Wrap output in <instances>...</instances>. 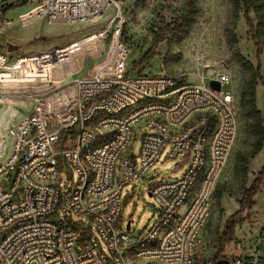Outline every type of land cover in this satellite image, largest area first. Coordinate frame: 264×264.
I'll return each instance as SVG.
<instances>
[{
	"label": "built area",
	"instance_id": "2783aa9c",
	"mask_svg": "<svg viewBox=\"0 0 264 264\" xmlns=\"http://www.w3.org/2000/svg\"><path fill=\"white\" fill-rule=\"evenodd\" d=\"M128 1L148 6L152 0H42L22 20L89 22L111 8L112 18L94 37L105 45L116 29L104 66L38 94L33 112L16 127L12 155L0 164V264H246L239 256L196 261L238 140L232 80L216 72L196 83L128 76V50L118 41ZM60 49L35 56L39 73L72 61L73 48L64 55ZM8 63L0 53V72ZM163 153L183 159L185 172L153 185L158 217L149 230L132 232L130 223L122 230L124 188Z\"/></svg>",
	"mask_w": 264,
	"mask_h": 264
},
{
	"label": "rangeland",
	"instance_id": "374dc122",
	"mask_svg": "<svg viewBox=\"0 0 264 264\" xmlns=\"http://www.w3.org/2000/svg\"><path fill=\"white\" fill-rule=\"evenodd\" d=\"M41 1L0 0V53L7 55L8 66L21 59L28 67L36 65L32 60L39 53L61 45L57 48L63 50L60 55L65 54L67 47L73 48L78 55V64L73 66L72 72L68 68L72 61L54 66L61 68L58 69L59 73L62 70L61 77L56 81L40 82L38 76L30 81V77L19 69H13L10 73L6 70L8 75L6 71L0 72V101L13 96V99L19 100L38 96L24 89L28 84L41 89L50 82L52 88L43 89V93H48L69 81L89 78L106 64L114 46L116 27L111 29L112 34L105 45L94 37L112 18L114 11L111 8L89 22L49 24L43 18H36L27 24L21 19L19 24V14L31 15ZM195 7L197 13L191 16L189 0H152L148 6L135 1L125 3L121 10L123 23L118 38L128 50L123 69L128 76L165 75L190 83H196L213 72L225 73L231 78L235 100L239 101L251 74L240 67L238 59L247 63L252 73L264 79V31L259 37L258 49L248 34L241 7L234 11L229 0H195ZM249 18L256 25L252 12H249ZM73 38L76 42L63 47ZM258 50L260 54H257ZM145 57L146 61L138 65ZM255 93L256 109L262 113L264 88L259 80ZM19 104L25 107H11L9 103L0 102V164L12 155L16 127L33 112L35 101ZM145 131L136 134L132 152L136 160L139 140ZM248 150L244 121L239 117L238 140L218 184L220 196L215 194L213 197L210 219L202 230L196 261L239 256L245 259L246 264H264V180L253 205L241 212L239 210L243 190L252 184L264 165L263 152H260L249 161L244 179L237 178L234 173L235 157L239 152ZM187 165L183 159L165 158L163 153L141 179L126 186L122 193L121 229L125 231L130 223L132 232L149 230L158 217L154 199L149 196L150 190L154 184L179 179ZM231 221L235 222L232 241L225 243L222 233H225V226Z\"/></svg>",
	"mask_w": 264,
	"mask_h": 264
},
{
	"label": "trees",
	"instance_id": "16d2710c",
	"mask_svg": "<svg viewBox=\"0 0 264 264\" xmlns=\"http://www.w3.org/2000/svg\"><path fill=\"white\" fill-rule=\"evenodd\" d=\"M229 2L233 6L234 11H238L240 7L242 8L243 19L248 28V34L251 36L254 46L259 49V37L264 31V0H229ZM249 12L253 13L256 25H253L252 20L249 18ZM189 13L191 16L197 13L195 0H189ZM257 54H260V50L257 51ZM145 61L146 57L141 59L138 65H142ZM237 63L251 74L249 80L244 84L238 101V114L244 121V132L249 146L248 151L239 152L235 157L234 173L237 178L242 180L246 176L249 161L260 152H263L264 156V111L261 113L256 109L255 93L257 80H259L261 86L264 88V79L252 73L251 67L243 60L238 59ZM263 180L264 165L252 184L243 190L239 200L240 212L253 205L254 198L259 192ZM217 188L214 195L220 196V191ZM233 225H235L234 221L226 224L225 233H222L223 242L232 241Z\"/></svg>",
	"mask_w": 264,
	"mask_h": 264
},
{
	"label": "crops",
	"instance_id": "0c3cea01",
	"mask_svg": "<svg viewBox=\"0 0 264 264\" xmlns=\"http://www.w3.org/2000/svg\"><path fill=\"white\" fill-rule=\"evenodd\" d=\"M3 14V13H2ZM28 14L29 13H21V14H19V16H18V23L19 24H21L20 23V20L22 19H25L27 16H28ZM5 16H6V14H4V19H5ZM34 19H36V18H34ZM31 20H33V19H31ZM31 20H29V21H26V23H24V24H27L28 22H30ZM3 21H6V20H3ZM7 22V21H6ZM9 22H7L6 24H8ZM50 24V23H49ZM53 24H55V23H53ZM76 39V38H75ZM74 42H76V41H74V38L73 39H70V42L69 43H67V44H65V45H63V47L64 46H68V45H70V44H72V43H74ZM59 46H61V45H55L54 47H52L51 49H48L47 51H44V53H46V52H48V51H50V50H52V49H55V48H59ZM42 50V49H41ZM40 50V51H41ZM61 51H60V53H62V49H60ZM38 50H36V52H37ZM44 53H39L38 55H42V54H44ZM75 55H77V54H75ZM78 61L79 60H76L75 62L73 61V59H72V62L73 63H71L70 65H68V68H69V70L71 71L72 70V68H73V66L74 65H76V64H78ZM22 63V64H21ZM73 64V65H72ZM60 67L58 66V67H54V68H51L50 70H46L45 72L43 71L42 73H39V69L37 68V66L36 65H29L28 67H26V64H25V62H23V60H21V59H19L17 62H15V64H13L12 66H8V72L10 73L13 69H19V71H23V72H25V74L28 76V77H30V81H34V78L35 77H39V79H37V80H39L40 82H44V81H56V80H58L60 77H61V74H62V70L60 71V73L58 72V69H59ZM61 69V68H60ZM7 71H6V74L8 75L9 73H8ZM65 72L66 71H64L63 72V74H65ZM72 72V71H71ZM6 75V76H7Z\"/></svg>",
	"mask_w": 264,
	"mask_h": 264
},
{
	"label": "bare ground",
	"instance_id": "6f19581e",
	"mask_svg": "<svg viewBox=\"0 0 264 264\" xmlns=\"http://www.w3.org/2000/svg\"><path fill=\"white\" fill-rule=\"evenodd\" d=\"M77 59H78V55H74L73 61L75 62ZM52 86H53L52 83L49 82L48 84H44L43 88L41 87V89H39V86L37 87V86H33L31 84H28L26 86L27 88H24V89H28V92L31 93V94H41V93H43V89H45V88L46 89H50V88H52ZM13 98H15V97L13 96V97H9V98H4V99H1L0 102L9 103V104H11V107L23 108V107H25L24 104H19V103H22L24 101L34 102L36 97L35 96L34 97L29 96V99H26L25 97H22L24 99H21V100L13 99Z\"/></svg>",
	"mask_w": 264,
	"mask_h": 264
},
{
	"label": "water",
	"instance_id": "95a60500",
	"mask_svg": "<svg viewBox=\"0 0 264 264\" xmlns=\"http://www.w3.org/2000/svg\"><path fill=\"white\" fill-rule=\"evenodd\" d=\"M208 85H209V87L211 88V89H213V90H215V91H219V84L217 83V82H213V81H211V82H209L208 83ZM149 196H151V194L149 193ZM126 229H129V223L126 225ZM218 264H226V262L225 261H218Z\"/></svg>",
	"mask_w": 264,
	"mask_h": 264
}]
</instances>
